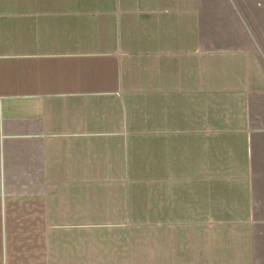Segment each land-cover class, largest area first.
I'll return each mask as SVG.
<instances>
[{
	"label": "crops",
	"instance_id": "0c3cea01",
	"mask_svg": "<svg viewBox=\"0 0 264 264\" xmlns=\"http://www.w3.org/2000/svg\"><path fill=\"white\" fill-rule=\"evenodd\" d=\"M247 21L236 0H0V264H254Z\"/></svg>",
	"mask_w": 264,
	"mask_h": 264
},
{
	"label": "rangeland",
	"instance_id": "374dc122",
	"mask_svg": "<svg viewBox=\"0 0 264 264\" xmlns=\"http://www.w3.org/2000/svg\"><path fill=\"white\" fill-rule=\"evenodd\" d=\"M236 3L241 5V8L245 7L247 27L252 34H256V45L264 63V0H236ZM254 229V264H264V215L261 213L257 215Z\"/></svg>",
	"mask_w": 264,
	"mask_h": 264
}]
</instances>
